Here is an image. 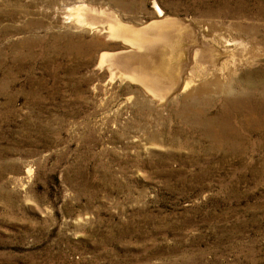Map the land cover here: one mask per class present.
Here are the masks:
<instances>
[{
  "label": "rangeland",
  "instance_id": "1",
  "mask_svg": "<svg viewBox=\"0 0 264 264\" xmlns=\"http://www.w3.org/2000/svg\"><path fill=\"white\" fill-rule=\"evenodd\" d=\"M262 92L264 0H0V264H264Z\"/></svg>",
  "mask_w": 264,
  "mask_h": 264
},
{
  "label": "bare ground",
  "instance_id": "2",
  "mask_svg": "<svg viewBox=\"0 0 264 264\" xmlns=\"http://www.w3.org/2000/svg\"><path fill=\"white\" fill-rule=\"evenodd\" d=\"M233 66H234V65H233ZM188 81H189V80H188ZM190 82H191V81H190ZM188 84H189V82H188V83L185 82L184 85H183V86H184L183 88L187 87ZM189 85H190V84H189ZM203 87H204V86H203ZM204 89H206V87H205ZM186 90H187V89H186ZM201 90H202V89H201ZM196 91H197V90H196ZM196 91H195V92H196ZM200 92H201V91H200ZM190 93H191V92H190ZM244 93H245V92H244ZM263 93H264V92H262V94H263ZM197 94H198V93H197ZM250 94H251V93H250ZM250 94H249L248 96H250ZM262 94H261V95H262ZM253 95H254V94H253ZM262 96H263V95H262ZM241 97H242V96H241ZM232 98H233V97H232ZM236 98H237V97H236ZM239 98H240V97H239ZM244 98H245V97H244ZM233 100H234V99H233ZM233 100H232V101H233ZM236 102H237V100H236ZM240 102H241V101H240ZM237 103H238V102H237ZM239 104H240V103H239ZM244 105H245V104H244ZM184 110H185V109H184ZM184 110H183V111H184ZM186 110H187V109H186ZM183 113H184V112H183ZM199 113H200V112H199ZM199 113H198V114H199ZM183 115H184V114H183ZM195 118H197V117L195 116ZM215 119H216V118H215ZM215 119H214V120H215ZM211 121H212V120H211ZM202 122H203V121H202ZM208 122H209V121H208ZM215 122H217V121H215ZM199 124H200V123H199ZM199 124H198V125H199ZM202 124H203V123H202ZM204 124H205V123H204ZM213 124H214V123H213ZM213 124H212V125H213ZM208 125H209V123H208ZM208 125H207V126H208ZM210 126H211V125H210ZM203 127H205V126H203ZM211 127H212V126H211ZM211 127H209V128H211ZM214 127H215V126H214ZM212 128H213V127H212ZM210 130H211V129H210ZM209 132H210V131H209ZM215 133H216V132H215ZM211 134H212V133H211ZM210 136H211V135H210ZM213 137H214V136H213Z\"/></svg>",
  "mask_w": 264,
  "mask_h": 264
}]
</instances>
